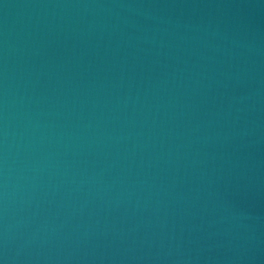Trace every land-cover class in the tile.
Masks as SVG:
<instances>
[{
    "label": "water",
    "instance_id": "95a60500",
    "mask_svg": "<svg viewBox=\"0 0 264 264\" xmlns=\"http://www.w3.org/2000/svg\"><path fill=\"white\" fill-rule=\"evenodd\" d=\"M0 264H264V0H0Z\"/></svg>",
    "mask_w": 264,
    "mask_h": 264
}]
</instances>
